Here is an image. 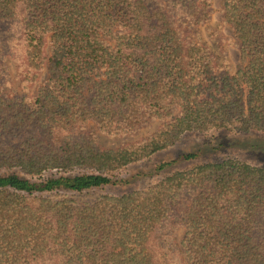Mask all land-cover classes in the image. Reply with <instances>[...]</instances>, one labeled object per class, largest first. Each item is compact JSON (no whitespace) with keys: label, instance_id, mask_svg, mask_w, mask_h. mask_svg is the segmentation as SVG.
<instances>
[{"label":"trees","instance_id":"1","mask_svg":"<svg viewBox=\"0 0 264 264\" xmlns=\"http://www.w3.org/2000/svg\"><path fill=\"white\" fill-rule=\"evenodd\" d=\"M220 13L233 39L212 0H0V264H264V165L152 164L264 151V0Z\"/></svg>","mask_w":264,"mask_h":264},{"label":"rangeland","instance_id":"2","mask_svg":"<svg viewBox=\"0 0 264 264\" xmlns=\"http://www.w3.org/2000/svg\"><path fill=\"white\" fill-rule=\"evenodd\" d=\"M221 1L222 0H212L214 14L212 16V21L210 23V28L218 29L220 30L226 37L233 39V33L230 30L228 26L221 25ZM202 37L210 44H214V39L210 36V31L206 27H203L201 29ZM226 53L228 56V59L230 61L231 66L238 67L240 64V55L238 50L234 45L227 44L226 45ZM12 71H14V66H11ZM45 75L42 76L43 81L45 79ZM148 130H144L142 133L147 132ZM223 141L225 146L227 148L223 153H229L232 154L240 159L248 160L249 162L256 164V165H264V151H255L251 147L248 148L247 145L249 143V140L247 138L244 139H238L236 136L232 135H226L221 134L218 135L215 139L214 143L211 141L203 140L200 137H188L184 139V142H182L177 147L173 148L172 150L162 153L158 155L156 158H154L152 164L153 165H159L161 163L170 162L175 160L179 155H182L183 153L187 152H199V157L202 161H207L209 159L217 158L220 154L219 152H215L211 149V146L214 144L216 146L217 141ZM104 143H108L106 140H104ZM256 152V153H255ZM189 166L188 164L180 163L177 166H175L173 169L177 170L179 168H185ZM154 167L149 165H136L129 169L127 173H124L122 175L123 180L124 179H131L130 185H121L117 186L115 188H107L106 192L111 194H119L124 193L128 190H134V189H141L146 187L148 184H150L151 179H147V177H144V179H137L135 181V177L137 176H146ZM2 173H0L1 175ZM49 176V175H47ZM121 177V178H122ZM141 179V180H140Z\"/></svg>","mask_w":264,"mask_h":264}]
</instances>
